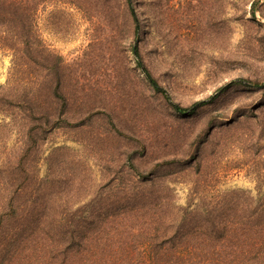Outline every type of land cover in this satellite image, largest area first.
<instances>
[{"label":"rangeland","instance_id":"374dc122","mask_svg":"<svg viewBox=\"0 0 264 264\" xmlns=\"http://www.w3.org/2000/svg\"><path fill=\"white\" fill-rule=\"evenodd\" d=\"M131 2L135 36L126 0L111 2L113 31L95 0L87 7L50 0L38 10L43 43L70 69L107 85L100 110L51 130L28 153L41 187L70 192L60 200L80 205L131 188L130 158L142 172L175 158L159 184L173 189L178 204H209L230 190L264 192V0ZM140 58L169 99L153 89ZM10 64L0 52V84ZM9 121L0 113V122ZM17 140L10 129L6 146L13 150Z\"/></svg>","mask_w":264,"mask_h":264},{"label":"trees","instance_id":"16d2710c","mask_svg":"<svg viewBox=\"0 0 264 264\" xmlns=\"http://www.w3.org/2000/svg\"><path fill=\"white\" fill-rule=\"evenodd\" d=\"M48 1L0 0V52L11 56L0 84V113L10 117L0 122V264H264V192L230 190L209 204H178L173 189L159 184L179 164L175 158L147 172L130 158L131 188L80 205L60 200L70 192L41 187L28 153L51 130L83 124L100 110L107 87L70 69L43 43L36 18ZM58 1L87 7L92 0ZM111 2L95 0L113 31L117 8ZM126 2L123 11L135 36L139 22L131 0ZM131 50L137 54V45ZM137 64L153 89L169 99L141 58ZM115 85L111 81L109 88ZM13 128L18 144L10 150L5 139Z\"/></svg>","mask_w":264,"mask_h":264}]
</instances>
